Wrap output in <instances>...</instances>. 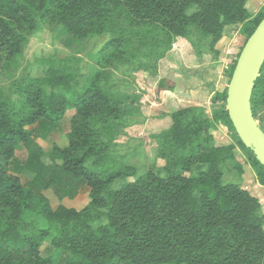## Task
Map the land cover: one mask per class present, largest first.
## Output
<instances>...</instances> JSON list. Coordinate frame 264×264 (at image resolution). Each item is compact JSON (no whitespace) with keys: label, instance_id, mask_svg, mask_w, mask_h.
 <instances>
[{"label":"trees","instance_id":"obj_1","mask_svg":"<svg viewBox=\"0 0 264 264\" xmlns=\"http://www.w3.org/2000/svg\"><path fill=\"white\" fill-rule=\"evenodd\" d=\"M246 1L213 0L201 13L200 32L211 38V46L219 40L224 23H241L240 32L247 39L254 32L264 18V8L249 19L244 9ZM138 8V0H0V63L21 57L29 36L40 23L54 24L67 36L82 41L101 35L117 12L125 10L137 15ZM120 54L119 44L113 38L100 49L97 63H104L107 57L118 59ZM99 77L97 72L80 83L75 73L64 68L62 72L47 70L41 79L19 82L24 95L22 116L0 94V213H8L6 224L0 222V264H144L131 257V243L144 251L158 249L162 229L152 213L155 206L149 207L151 200L146 202L145 212L130 214L134 231L121 229L116 219L124 213L118 207L119 192L110 193L108 188L124 172L97 170L87 163L96 153L95 124L115 120L122 112L119 104L100 88ZM226 91L227 88L211 97V120L197 114V107L170 114L172 124L165 139L173 146H187L188 154L180 173L153 179L164 192L163 205L168 207L164 216L171 222L184 217L183 204H187L205 223L214 219L219 227L227 228L234 241L222 260L207 262L179 253L180 263L264 264V215L258 200L237 185L218 182L216 161L224 152L229 154L231 148H207L198 143H210L208 130L217 125L233 129L227 111L220 107L225 105ZM260 109L264 110V63L251 95L255 120ZM68 110L74 111L68 144L64 148L53 146L45 162L37 140L44 141L54 133ZM184 115L189 118L184 119ZM260 128L264 132V127ZM237 144L257 183L264 187V167L239 138ZM18 146L27 153L23 162L14 157ZM195 165L196 176L186 177ZM24 172L32 175L26 183L21 181ZM82 187L88 189L89 202L80 211L63 206L53 208L45 196L50 190L58 200H72ZM172 187L177 189L169 193ZM95 210H106L116 215L115 219L95 229L92 222L99 218ZM36 218L46 224L39 237L51 232L57 240L52 242L53 251L45 257L39 253V243L22 232V227ZM52 226L56 230H51ZM80 238L98 243L100 248L93 253H79L76 244ZM127 246L128 250L122 252Z\"/></svg>","mask_w":264,"mask_h":264},{"label":"rangeland","instance_id":"obj_2","mask_svg":"<svg viewBox=\"0 0 264 264\" xmlns=\"http://www.w3.org/2000/svg\"><path fill=\"white\" fill-rule=\"evenodd\" d=\"M138 3L137 15L121 10L111 17L101 35L82 41L67 36L54 24L40 23L29 36L22 56L0 63V94L8 98L16 113L22 116L25 114L22 106L24 95L19 82L29 78L41 79L50 69L62 72L66 68L77 75L80 83H84L98 72L100 88L119 104L122 112L115 120L95 124L96 153L87 163L97 170L104 168L124 172L108 188L110 193L119 192L118 207L124 213L116 219L121 229L134 231L130 225V214L138 210L145 212L148 199L151 200L149 207L155 206L152 213L162 229L158 249L144 251L136 247V243H131V257L144 264H189L179 262V253L186 258L201 257L207 262L222 260L234 242L227 228L219 227L214 219L205 223L193 214V209L187 204H183L186 208L184 217L171 222L164 216L168 212L162 201L164 192L153 179L181 172L188 154L187 146H173L165 135L172 124L170 114L192 106L183 103L187 105L174 110L172 108L175 107L167 106L166 100H175L178 95L168 94L165 105L161 92L172 89L174 85L177 91H181V79L185 78L187 71L194 70L196 63H200L209 85L222 93L227 88L231 67L237 61L247 35L240 32L241 23H224L219 40L211 46V38L200 32V16L213 0H138ZM263 8L264 0H247L244 6L249 19L257 16ZM113 38L119 44L120 57H107L104 63H97L100 49ZM203 106L197 107V114L211 120L214 107L210 100ZM220 107L226 110V105ZM73 115L74 111L68 110L54 133L44 141L37 140L43 161H48L53 146H67ZM183 118L189 117L184 115ZM256 123L264 127L263 109L258 110ZM208 134L211 142H198L201 146L231 148L229 154L224 152L216 161L218 182L237 185L249 192L258 200L264 215V189L258 187L247 157L237 144L235 131L217 125L210 128ZM26 155L21 146L14 151V157L20 162L25 160ZM197 171L195 165L193 172L185 176L194 177ZM31 177L24 172L22 183L28 182ZM174 189L177 187H172L169 193ZM45 196L53 208L63 206L80 211L89 202L86 187H82L72 200H58L50 190L45 192ZM95 213L99 216L92 222L95 229L108 225L116 216L106 210H95ZM7 217L6 211L0 213L1 225L6 224ZM45 227L46 224L37 218L22 227L28 239L39 243L42 257L51 253L52 242H57L51 232L44 238L39 237ZM51 230L56 229L52 226ZM98 248V243L88 239L80 238L76 244L79 253H93ZM126 250L128 246L122 252Z\"/></svg>","mask_w":264,"mask_h":264},{"label":"water","instance_id":"obj_3","mask_svg":"<svg viewBox=\"0 0 264 264\" xmlns=\"http://www.w3.org/2000/svg\"><path fill=\"white\" fill-rule=\"evenodd\" d=\"M264 63V18L246 40L226 91V111L235 134L264 167V132L251 110L254 83Z\"/></svg>","mask_w":264,"mask_h":264},{"label":"crops","instance_id":"obj_4","mask_svg":"<svg viewBox=\"0 0 264 264\" xmlns=\"http://www.w3.org/2000/svg\"><path fill=\"white\" fill-rule=\"evenodd\" d=\"M203 64L196 63V66L194 67V70L187 71L185 78L181 79V91H177V87L172 86V89L163 90L161 93V98L163 99V104L166 102L165 100L168 99V94L175 96V100H166L167 106L169 107H175L172 108L174 110H177L178 107H183L185 105H190L192 107H201L204 108L203 105L208 104L209 98L216 92H218V89L215 91L212 86L209 85V79L205 76V72L203 69H201ZM198 69V70H196ZM220 70V69H219ZM221 71V70H220ZM219 72V71H218ZM201 74V75H200ZM177 77H179V74H176ZM181 92V93H179ZM167 93V94H165ZM181 94V95H180ZM188 100V101H187ZM191 101V102H189ZM187 103V104H183ZM179 109V108H178ZM257 183V181H256ZM258 187L261 189H264V187L260 186L257 183Z\"/></svg>","mask_w":264,"mask_h":264}]
</instances>
